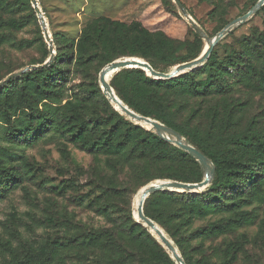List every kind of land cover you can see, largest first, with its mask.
I'll return each mask as SVG.
<instances>
[{"label": "rangeland", "instance_id": "374dc122", "mask_svg": "<svg viewBox=\"0 0 264 264\" xmlns=\"http://www.w3.org/2000/svg\"><path fill=\"white\" fill-rule=\"evenodd\" d=\"M179 1L213 38L258 0ZM37 3L52 42L54 78L30 72L0 87V264H69L66 258L71 254L65 257L57 247L72 241L77 228L87 232L108 227L117 216L131 215L136 221L134 196L139 187L156 180L184 182L175 177L192 183L202 173L192 156L179 167L165 163L156 167L148 161L127 166L107 153L108 144L121 142L123 130H115L113 106L100 89L101 70L121 58H139L154 64L158 72H169L203 51L206 41L176 4L172 0ZM97 22H112L116 28H97ZM260 35H264V8L226 34L213 47L210 62L186 82L187 88L194 85L192 81L207 85L205 94L190 89L162 91L146 83L156 79L145 72L124 70L109 80L115 94L117 87L133 103L202 140L216 152L225 175L236 181L234 191L203 201L194 217L185 209L187 232L200 234L192 243L200 244L193 250L194 257L204 264H264L260 146L264 142V46L247 45L259 41ZM49 57L30 0H0V82L29 66L42 65ZM135 135L132 144L142 137ZM229 135L246 136L249 145L223 146L221 140ZM182 137L196 147L189 136ZM160 150L151 143L146 154L155 156ZM209 188L211 184L193 194L213 198ZM162 193L192 195L157 192L143 208L156 215L165 205L175 209L187 201L184 196ZM187 202L195 205L192 199Z\"/></svg>", "mask_w": 264, "mask_h": 264}, {"label": "trees", "instance_id": "16d2710c", "mask_svg": "<svg viewBox=\"0 0 264 264\" xmlns=\"http://www.w3.org/2000/svg\"><path fill=\"white\" fill-rule=\"evenodd\" d=\"M263 8L264 5L260 9ZM96 25L97 28L100 26L105 27L107 25H110L112 29L116 28V25L112 22H97ZM259 37V41L250 40L247 42V45L249 43L250 48L252 46L256 47L257 45L264 46V35H260ZM143 40H146V37L143 38ZM250 48L248 47L247 50ZM211 58L212 54L209 55L207 62L203 66L192 72L170 80H147L146 83L148 85H154L162 91L169 90L170 92H178L180 90L182 93H185L187 89H190L195 94H205L207 85L200 86L198 82L192 81L194 85L187 88L186 82L191 81L194 72L206 66L208 62H210ZM58 59H60V57L58 58L57 56L56 60ZM236 64L237 63H235V65ZM170 65L172 64H165V67ZM150 66L156 70V66L154 64H150ZM50 68L51 65L43 69L31 70L20 75L19 78L26 77L28 76V73L32 72L34 74L47 73L46 76L50 77V79H53L54 75L51 74ZM124 70H131L132 72L136 73L144 72L140 69H123L121 71ZM11 81L12 80L9 82ZM44 81L46 80L44 79ZM9 82L5 83L4 85L8 84ZM175 85H178V87ZM115 92L118 98L137 114L161 120L162 124L174 130L178 134L182 136H189L191 142L195 144V148L207 156L214 164V177L211 182V188L208 190V193L212 194L213 198H210V195L205 193L192 195L162 193L163 195L167 196H184L186 197L187 201L190 199L194 200L195 205H192V203H188L186 201L187 203L184 202L182 207H176L175 209H172L168 204L163 207V211L160 212V214L156 215L151 214L148 207L145 206L143 208L145 216L156 221L163 227L165 233L172 239L176 248L180 252L185 264H204L202 258L194 257L193 250L200 248V244L192 246V243L193 241L200 239V234H190L187 232V225L185 223L187 222V217L185 209L188 207V209L191 211V216L194 217V215L198 213V209L196 208L203 201L210 202L214 199L216 200L217 198L215 196L218 197L219 194L234 191V189L237 187L236 181L230 176V174L226 173L225 175L224 166L217 157L216 152L209 149V147H207L202 140L194 136V134L187 132L182 128H178L166 118H158V116L154 115L144 106L133 103L132 99L128 98V96L121 92L117 87H115ZM170 96H172V94H170ZM110 110L115 117V130L122 129L123 135L122 140L118 145L112 146V143L108 144L110 151H107V153H110L112 157H117L118 159L122 160L127 166H130L134 163L140 165L142 164V161H148L149 163L155 164L156 167H161V163L172 164L179 167L187 160V158L192 159L191 156L186 152L165 142L159 136H157V134L147 132L143 128L128 122L113 107H110ZM135 134H141L142 137H140V140H138L139 143L135 142L132 144V139H134L136 136ZM248 141L249 139L243 135H229L225 139L221 140L223 146H232L234 144L248 146ZM151 143L159 147L161 149L160 152L162 153H158L155 156L146 154V147L151 146ZM260 146L261 151L264 153V142H261ZM122 161H118V163H122ZM175 179L184 182L186 181L180 177H175ZM202 179V173L199 171L197 173L195 182L192 183L200 182ZM250 180L252 179L250 178ZM155 194L156 193L151 194L149 197H152ZM195 200L200 201L196 202ZM100 214L103 216L106 215L104 212H100ZM109 223L110 225L108 227L90 230L87 232H83L80 228H77V236L72 241H68L66 244L59 245L57 249H59V252L63 256L65 255V257L68 253L71 254L70 257L66 258V260L69 261V264H175L170 255L154 238V236L151 235L142 225L137 223L131 217V215L126 217L121 216V218L120 216H117L116 218H112ZM235 254L236 250L234 252V255Z\"/></svg>", "mask_w": 264, "mask_h": 264}, {"label": "water", "instance_id": "95a60500", "mask_svg": "<svg viewBox=\"0 0 264 264\" xmlns=\"http://www.w3.org/2000/svg\"><path fill=\"white\" fill-rule=\"evenodd\" d=\"M172 1L176 4L181 14L184 16L185 20L193 28V30L206 41L207 44L206 50L203 53H201L200 56H198L197 58L191 61L174 65L169 72H158L154 70L148 62L139 58H121L110 62L101 70L99 75V83L102 93L116 111H118L129 121H132L134 124L142 128H145L147 130L153 131L155 134H157V136H159L165 142L183 150L184 152L192 156L202 168L203 179L200 182L184 183L178 181L156 180L148 183L147 185H145L146 188L142 194L141 200L137 205L136 215L133 214L137 223L142 225L151 235H153L156 238V240L162 245V247L174 260L175 264H185L177 248L173 245V242L166 236L164 231L154 221H152L151 219L145 216L143 212V205L145 200L151 194L157 192H178L185 194H193V193H198L199 191L207 188L211 184V181L214 177V164L202 152H200L192 145L188 144L184 140V138L174 130L168 128L167 126H165L164 124H162L161 122L155 119L142 116L131 110L114 93L113 89L109 85L110 79L108 80V76L115 74L123 69H140L153 79L170 80L179 77L181 75H184L186 73L192 72L200 68L206 62L213 47L226 34L231 32L234 28L244 24L247 20H249L252 16H254L264 5V0H258L256 4L246 14L230 22L213 38H209L206 36V34L199 28L197 23L189 16L186 9L179 0H172ZM30 2L39 19L43 36L48 43L50 57L42 65L29 66L18 73L8 76L5 80L0 82V87L3 86L5 83L9 82L10 80L19 77L25 72L46 68L50 66L54 60L52 42L47 32L42 12L38 8L37 0H30Z\"/></svg>", "mask_w": 264, "mask_h": 264}, {"label": "bare ground", "instance_id": "6f19581e", "mask_svg": "<svg viewBox=\"0 0 264 264\" xmlns=\"http://www.w3.org/2000/svg\"><path fill=\"white\" fill-rule=\"evenodd\" d=\"M206 48H207V44H205L202 53L206 50ZM110 77H112V76L109 75V76H108V80L110 79ZM145 188H146V186L141 187V188L137 191V193L135 194V196H134V204H135V207H136V208H137V205H138L139 201L141 200V197H142V194H143ZM135 213H136V212H135ZM135 215H136V214H135Z\"/></svg>", "mask_w": 264, "mask_h": 264}]
</instances>
